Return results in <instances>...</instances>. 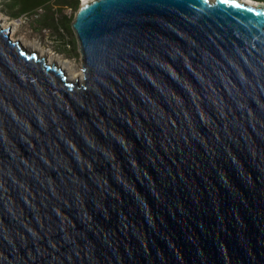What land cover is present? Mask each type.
<instances>
[{"label":"water","instance_id":"1","mask_svg":"<svg viewBox=\"0 0 264 264\" xmlns=\"http://www.w3.org/2000/svg\"><path fill=\"white\" fill-rule=\"evenodd\" d=\"M72 30L82 80L0 26V264H264V1Z\"/></svg>","mask_w":264,"mask_h":264},{"label":"rangeland","instance_id":"2","mask_svg":"<svg viewBox=\"0 0 264 264\" xmlns=\"http://www.w3.org/2000/svg\"><path fill=\"white\" fill-rule=\"evenodd\" d=\"M58 8L52 6L49 11L38 10L37 14H25L15 19L5 13L10 8L5 5L4 0H0V21L8 25L7 28L14 30L12 39L19 40L30 52H37L40 57L50 59L59 67L64 64L68 68L67 73L74 71L79 75L82 57L72 30V23L79 8ZM50 18L54 20L51 21Z\"/></svg>","mask_w":264,"mask_h":264},{"label":"trees","instance_id":"3","mask_svg":"<svg viewBox=\"0 0 264 264\" xmlns=\"http://www.w3.org/2000/svg\"><path fill=\"white\" fill-rule=\"evenodd\" d=\"M80 1L81 0H4V3L10 8L5 11V13L12 18L18 19L25 14H37L38 10L49 11L52 6H58L60 9H62V7L77 9L79 8ZM45 18H47V15ZM50 20L53 21L54 19L50 18ZM48 25L51 26L50 24Z\"/></svg>","mask_w":264,"mask_h":264},{"label":"bare ground","instance_id":"4","mask_svg":"<svg viewBox=\"0 0 264 264\" xmlns=\"http://www.w3.org/2000/svg\"><path fill=\"white\" fill-rule=\"evenodd\" d=\"M0 26H1L3 29H6V28L8 27V25L3 24L1 21H0ZM10 29H11V28H10ZM11 32H12V33L10 34V35H11V38H14V37H13L14 30H11ZM14 41H16V40L14 39ZM31 53H32V52H31ZM46 60H47L48 64H50V65H51L52 62H53V61H51L50 59H46ZM60 68L64 69L65 71L68 70L67 66H64V64H60ZM67 74H68L70 80H76V79L82 80L83 77H84V74H83V72H82V68H81V73H79V75L76 74L74 71H73V72H68Z\"/></svg>","mask_w":264,"mask_h":264},{"label":"snow or ice","instance_id":"5","mask_svg":"<svg viewBox=\"0 0 264 264\" xmlns=\"http://www.w3.org/2000/svg\"><path fill=\"white\" fill-rule=\"evenodd\" d=\"M221 2H222V3H226V2H227V0H221Z\"/></svg>","mask_w":264,"mask_h":264}]
</instances>
